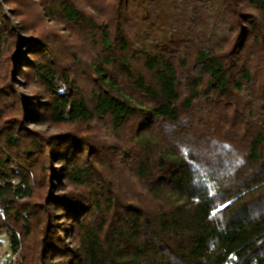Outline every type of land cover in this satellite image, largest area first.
Wrapping results in <instances>:
<instances>
[{
  "label": "trees",
  "instance_id": "obj_1",
  "mask_svg": "<svg viewBox=\"0 0 264 264\" xmlns=\"http://www.w3.org/2000/svg\"><path fill=\"white\" fill-rule=\"evenodd\" d=\"M28 7L0 0L17 264H264V0Z\"/></svg>",
  "mask_w": 264,
  "mask_h": 264
},
{
  "label": "rangeland",
  "instance_id": "obj_2",
  "mask_svg": "<svg viewBox=\"0 0 264 264\" xmlns=\"http://www.w3.org/2000/svg\"><path fill=\"white\" fill-rule=\"evenodd\" d=\"M2 5H3V7L5 9H7V6H5L4 4H2ZM35 7H36V0H31V7H28V9L25 11V14H26V17L25 18L29 22H31V21L32 22H36V18H35L36 17V12L34 10ZM5 15L7 17H10L11 14L9 12H5ZM12 19H13V21L16 22L15 18H12ZM46 25L45 24L42 25V28L51 29V27H53L54 29H56L58 35L64 36V37H68V31H66L60 25H58L56 23H52L51 21H48L46 23ZM19 81H20V84H18L19 86H16V88L18 89V91L21 92V93H23V94H25V95H32V93L34 91V88L33 87H31V88L30 87H25L24 82H22L21 80H19ZM28 128L31 129V130H35V131H43V130L47 129L50 133H54L55 131H57V130H52L50 128L43 127V126H36L34 124L28 125ZM93 134H94V132L91 133V135L89 136V139H91V140L94 141L95 136Z\"/></svg>",
  "mask_w": 264,
  "mask_h": 264
},
{
  "label": "built area",
  "instance_id": "obj_3",
  "mask_svg": "<svg viewBox=\"0 0 264 264\" xmlns=\"http://www.w3.org/2000/svg\"><path fill=\"white\" fill-rule=\"evenodd\" d=\"M21 247L13 245L6 237L0 235V264H17Z\"/></svg>",
  "mask_w": 264,
  "mask_h": 264
}]
</instances>
